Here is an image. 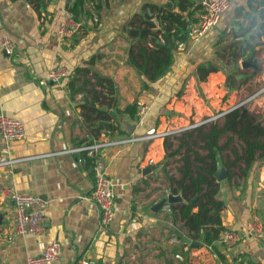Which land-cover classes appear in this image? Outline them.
I'll list each match as a JSON object with an SVG mask.
<instances>
[{"label":"crops","instance_id":"0c3cea01","mask_svg":"<svg viewBox=\"0 0 264 264\" xmlns=\"http://www.w3.org/2000/svg\"><path fill=\"white\" fill-rule=\"evenodd\" d=\"M248 1L230 0L217 24L197 40H192L189 27L167 72L143 88L141 76L126 64L129 38L125 25L145 3L178 11L177 0H98L96 21L82 17L81 27L64 37H57L56 30L71 0H43L40 7L37 0H0V34L8 35L14 46L10 55L0 49V111L23 123L20 139L5 142L0 138V156L23 158L9 168H0V264H25L26 256L39 254L51 240L58 242L60 253L50 264H77L81 256L90 257L95 264H187L186 247L176 237L170 239L175 229L182 233L180 223L171 220L169 211H162L163 204L152 209L169 191L160 168L162 138L147 136L238 105L264 117V90L253 96L264 85V35L253 38L251 30L252 36L241 46L252 52V60H235L252 61L255 67L233 66L228 71L222 65L202 82L194 72L199 62L215 60L214 52L223 46L229 28L236 32L246 24L241 14L244 9H236L245 8ZM254 1L258 19L261 0H250L251 6H256ZM198 3L185 0L180 5L191 9ZM89 59L90 72L112 81L120 113L107 108L110 119L97 114L105 109L104 104L89 100L95 111L86 110L81 105L84 95H71L66 87L75 67ZM55 65L69 71L59 83L46 76ZM227 73H233V89L225 85ZM89 81L93 82L91 76ZM131 103H136L134 117L121 112ZM141 106L143 113L138 111ZM106 123L116 130H105ZM129 134L143 138L100 151L115 197L108 230L98 231V212L89 199L92 175L86 157L62 151L85 140ZM5 185L46 201L44 234L12 235V205L1 193ZM217 198L223 202L220 215L225 228L244 231L252 217L264 225V159L242 177L219 181ZM8 235H12L10 241ZM216 247L226 264H237L239 259H233L239 254L264 264V230L262 236H244L229 249L218 243ZM188 258L190 264H220L205 248L188 249Z\"/></svg>","mask_w":264,"mask_h":264},{"label":"trees","instance_id":"16d2710c","mask_svg":"<svg viewBox=\"0 0 264 264\" xmlns=\"http://www.w3.org/2000/svg\"><path fill=\"white\" fill-rule=\"evenodd\" d=\"M90 1L93 0H71L66 10L74 20L90 17L84 5ZM182 1L185 0H177L178 11L145 3L140 13L134 14L125 25L129 38L126 64L141 76L143 88L167 72L177 45L186 40L188 28L191 29L196 22L198 5L189 9L180 5ZM262 1L264 6V0ZM97 2L98 0H95L94 10L97 8ZM254 2L256 6H251L249 0L245 8L236 9L238 12L244 9L245 12L241 14L246 24L239 26L236 32L231 30L230 39L214 52L215 60L196 64L194 72L197 81H204L209 73L220 70L227 62L232 64L237 57L252 60V52H245L241 43H246L244 39L252 36L251 30L254 33L253 38L264 35V20L258 21L256 18L257 1ZM37 5L42 6L43 0H37ZM179 11L185 13L182 15ZM236 38L242 40L236 41ZM221 58L225 59V63H219ZM91 61L92 59H89L75 67L68 77L66 87L71 95H84L81 105L86 110L95 111L89 107V100L104 104L105 109L98 110L97 114L103 118L106 115L110 119L111 114L106 111L107 108L120 113L116 108L114 87L109 78L89 71ZM89 76L93 78L92 83ZM233 82V77L227 73L225 85L232 88ZM95 86H99L101 90ZM121 112L134 117L136 103L126 105ZM220 112L223 113L217 119L162 138V177L168 191L172 194L179 193L183 199L182 202L168 205L169 215L172 221L180 223L178 228L185 237L199 241L197 246H190L175 236L181 245L186 247L183 255L187 264L191 262L188 258V249L191 248H205L214 260L226 264L223 254L216 247L219 234L225 229L220 215L223 202L217 198L219 181L214 177L217 165L221 164L226 169L225 179L229 181L233 177L244 176L247 171H251L258 159H264V117L242 105ZM111 124H103V128L116 130V126ZM171 159L174 171H170L168 167ZM235 259H239L237 264H260L246 254H239L233 260Z\"/></svg>","mask_w":264,"mask_h":264},{"label":"built area","instance_id":"2783aa9c","mask_svg":"<svg viewBox=\"0 0 264 264\" xmlns=\"http://www.w3.org/2000/svg\"><path fill=\"white\" fill-rule=\"evenodd\" d=\"M95 0L86 2L84 5L89 12V19L96 21V12L93 8ZM230 0H199L198 10L196 13V22L192 25L190 33L192 40H197L207 30L213 28L219 21L221 15L228 9ZM83 21L74 20L69 11L63 12V19L56 30L57 37H64L77 31ZM0 49L10 55L14 46L11 38L6 34H0ZM69 71L61 65H55L48 68L46 72L47 78L59 83L61 79L67 77ZM264 90V85L254 93L256 96ZM253 96H249L252 98ZM247 98V100L249 99ZM245 102V101H243ZM239 106V105H238ZM144 107L141 106L138 111L141 113ZM223 112H218L214 117L217 118ZM212 120V117L202 119L198 122H192L184 127L162 131L160 133H152L147 137H161L176 134L182 130L192 128L198 124ZM23 136V123L12 116L6 115L0 111V138L5 142L18 140ZM143 137H137L132 134L119 136L104 140H85L73 148H69L65 153H82L86 157L89 169L92 175V189L89 199L95 204L98 212L97 230L107 232L109 224L114 213V186L111 178L105 172V166L100 157V151L110 146H123L130 144ZM55 154V153H52ZM23 160V158L0 156V168H9L15 163ZM1 193L12 205L13 215L11 218L12 231L15 236L36 235L41 236L45 233L48 225L46 215V201L39 195L33 193H25L16 191L12 186L5 185L1 188ZM162 211L168 212L167 204L162 205ZM264 225L257 218L252 217L246 224L244 231H235L225 228L218 237L217 243L222 247L229 249L234 246L244 236L260 237L263 235ZM12 235L6 237L10 241ZM171 240H175V236L171 235ZM60 253L59 244L55 240L49 241L43 250L37 255H29L25 257V264H50L55 261ZM77 264H95L88 256H81L77 260Z\"/></svg>","mask_w":264,"mask_h":264},{"label":"water","instance_id":"95a60500","mask_svg":"<svg viewBox=\"0 0 264 264\" xmlns=\"http://www.w3.org/2000/svg\"><path fill=\"white\" fill-rule=\"evenodd\" d=\"M259 6L260 7H259V9L257 11V17H258L259 20L263 21L264 20V6H263V1L262 0L259 1ZM234 66L235 67H246V66L255 67V64L252 61L243 60V61H240V62H235ZM150 167H152V166H150ZM144 169L147 170L148 166L145 167ZM214 177H215L216 181H221V180H223V179H225L227 177L226 169L221 164L217 165V167L215 169V172H214ZM182 201H183V199H182V197H181V195L179 193L172 194V193L168 192L165 197H163L162 199H160L157 203H155L153 205L152 209L156 210L162 204L164 205L165 203L173 204V203H178V202H182ZM0 218H1V215H0ZM174 235L177 236L180 239V241L182 243H184V244H187V245H190V246H197L199 244V241L190 240L189 238H187L184 235H182V233L180 231H178L177 229L174 230Z\"/></svg>","mask_w":264,"mask_h":264},{"label":"rangeland","instance_id":"374dc122","mask_svg":"<svg viewBox=\"0 0 264 264\" xmlns=\"http://www.w3.org/2000/svg\"><path fill=\"white\" fill-rule=\"evenodd\" d=\"M230 36H231V31H230V28L224 33V38H226V40L225 41H227L228 39H230ZM260 59V57H258V60ZM238 62V61H237ZM223 63H225V59H223ZM229 63L227 62V64L225 65L226 67H228V71H231V69H232V67L234 66V63H232V64H229ZM248 72V71H247ZM233 73H234V71H233ZM233 73H231V77H233ZM229 74V73H228ZM234 88V85H233V87H232V89ZM144 111V110H143ZM143 111L141 112V113H143ZM218 112H220V111H217V112H214V113H211L210 115H208L207 117H203L202 119H205V118H209V117H212V120H214V119H217V118H219V117H217V118H214L217 114H218ZM202 119H200V120H202ZM197 120V119H196ZM200 120H198V121H200ZM198 121H196V122H198ZM195 123V122H194ZM260 160H262V159H258L257 161H256V163H257V165H259V162H260ZM172 161V159L171 160H169V165H168V167L170 168V171H174V169H173V162H171Z\"/></svg>","mask_w":264,"mask_h":264}]
</instances>
